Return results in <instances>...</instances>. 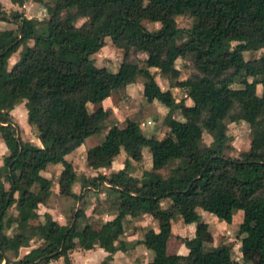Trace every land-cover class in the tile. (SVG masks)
<instances>
[{
  "label": "trees",
  "instance_id": "trees-1",
  "mask_svg": "<svg viewBox=\"0 0 264 264\" xmlns=\"http://www.w3.org/2000/svg\"><path fill=\"white\" fill-rule=\"evenodd\" d=\"M32 1L46 15L27 17L0 5V20L14 24L0 28V138L6 147L0 163V264H45L59 257L68 263L73 248L94 245L108 252L107 259L128 247L120 239L124 217L142 213L195 222L194 235L182 239L185 253H166L168 222L143 238L153 252L145 264H242L232 257L230 244L204 239L206 223L197 207L228 221L241 211L239 248L257 252L254 264H264V0ZM149 9L156 28L143 23ZM182 14L191 19L186 26L176 23ZM104 38L122 50L115 70L94 63ZM258 49V56L244 58L245 51ZM138 52L145 56L138 58ZM178 59L187 60L186 67L197 75L191 100L198 111L175 118L172 110L182 101L173 102L162 117L165 134L146 136L140 124L156 120L157 108L130 97L126 85L142 77L144 91H154L156 72L169 86L182 87ZM256 83L259 93L249 88ZM110 95L125 101L121 126L101 104ZM21 101L39 145L21 138L11 118L9 110ZM240 121L248 125L249 146L231 155L227 124ZM204 132L210 136L207 142ZM77 142L90 168L109 166L120 148L125 153L121 168L81 181L96 188L107 183L103 190L116 213L99 229L81 206L71 209L65 223L47 212L39 219L36 210L50 187L51 180L41 174L48 163L62 165L58 193L79 197L71 189L74 167L64 157ZM143 148L150 167L137 176L133 162L142 159ZM14 203L13 216L8 210ZM33 240L38 242L17 256L12 244Z\"/></svg>",
  "mask_w": 264,
  "mask_h": 264
},
{
  "label": "crops",
  "instance_id": "crops-1",
  "mask_svg": "<svg viewBox=\"0 0 264 264\" xmlns=\"http://www.w3.org/2000/svg\"><path fill=\"white\" fill-rule=\"evenodd\" d=\"M0 1H2V3L9 2L10 4H12L10 0H0ZM30 2L35 3L32 0ZM157 25H158L157 22L153 21V26H154L153 28H156ZM110 48L111 47H109L107 44H104L94 54L102 55L101 53L104 49L107 51L108 50L111 51ZM111 49L113 50V48ZM115 50L119 51V48L114 47V51ZM142 53L143 56L141 57V59L145 56V52ZM17 57H18L17 54L14 55L12 53L8 58L7 65L10 66L17 59ZM118 62L119 59L116 62V66L118 65ZM149 69L151 72L157 71L156 67H150ZM190 77L196 79L195 84L193 86L194 89L193 90L190 89L191 92L188 90L190 86H187L189 83L188 81H190V79L188 80V78ZM154 78L158 85V88L154 91H144L143 89L144 79L142 77H137V79L134 82L127 84L125 90L130 97H133L137 100H141L142 103L145 102L154 103L158 111L157 119L156 120L151 118L146 119L140 124V128L142 130L144 126H149V129L147 130L148 134L156 135L155 131L152 132L150 131L152 127L156 126L157 122L160 119L162 120L163 115L166 114L168 107L170 106V105L168 106L166 105L167 101L165 99L170 100L169 104L173 102H178L180 100L182 101L181 105L178 108H174L172 110V115L175 118L182 119V116L189 114L191 112L196 113L198 111L197 108H195V106L193 105V102L191 100V94L194 92L195 85L197 82V75L194 72H190L189 74L180 76V71H179V79H182L185 82L182 87L169 86L167 79L164 78L163 76H160L156 72L154 74ZM159 81L161 82V84ZM252 87L255 93L260 92V84L258 83L253 84ZM177 89L183 92L184 94L183 97H185L184 100L177 99L174 96ZM134 93L137 94V96H135ZM116 101L117 102L113 101V95H110L105 97L101 101V104L104 108H109L111 110L110 117L112 118V120L115 121L117 125L121 126L124 123L123 107L125 106L124 105L125 101L119 99H117ZM19 104L23 106L22 112L20 111L21 107ZM164 107H167V110ZM190 109L191 112H189ZM25 112L26 110L23 105V101L16 103L9 110L10 115L13 117L14 121L20 128L19 134L21 138L30 140L31 142L39 145L40 142L35 135L34 129L30 125H28L27 122L25 123L26 121ZM118 112H121V118L117 116ZM19 113L21 114L20 116H18ZM18 120L21 121V124L18 122ZM165 129L167 130V128ZM165 132H163V135L165 134ZM148 134L145 135L147 136ZM156 136L158 138L162 137L158 135ZM81 147L82 144L77 142L76 148L73 151L65 154L64 157L65 159L70 161L74 167L77 176L76 178L77 181H75V184L73 185L74 193L75 194L82 193L83 195L82 198L84 200L83 203L81 204L82 199L80 200L72 197L65 198V196L58 193L57 176L62 168V165L60 163H48L46 167L41 171V174H43L44 176L48 177L51 180L50 187L47 191H43L41 193L40 199L37 203L36 210L39 214V219L42 218L43 212H47L51 215L53 219L57 220L60 223H65L70 217L71 209L74 210L76 208L75 206L80 204V206L83 208L85 216L88 218V220L91 221L92 227L95 229H99L106 220L112 218L116 213L115 209L107 205L104 200L103 201L99 200L100 198L96 197V195H100L102 199V197L105 196L103 187L106 186L107 183L103 181L100 187L98 186V188H96V187H91V185H89L88 183L85 182L82 183L81 181H83V177L86 178L88 176H95L97 173H103L108 175L111 171H115L121 168L123 166L125 153L121 155L119 150L117 155H115V157L110 162L109 166L90 168L86 165L88 167L87 172L86 171L79 172V170H77L74 165L75 163L74 156L75 154L80 153V151H83L80 150ZM145 152L147 157V163H145V165L142 166V169H148L150 167V156L149 153L144 148L142 150V159L145 158L144 156ZM5 153H6V147L0 138V163L2 161V155ZM162 202L163 201H161V204ZM166 205L167 204L164 205L162 204V206H166ZM195 210L199 215L200 220L206 223V228L202 232V236L204 237V239L209 241L212 245L225 243L226 241L217 242L219 237L215 234V232H217V230L223 226V223L230 224L232 222V217L231 220L227 222L225 221V219L218 218L215 214L211 212H209L210 214H207L205 212L206 210H203L199 207H197ZM204 214L208 215L207 219L203 218ZM164 221L168 222L170 225V234L168 235L165 241L166 253L168 254L185 253L187 251V248L182 239L185 237L189 238L194 235V229H195L194 221H185L180 216L169 220H156L153 219L150 215L146 213H142L138 216L126 215L123 219L122 222L123 230L120 235V239L128 244L126 250L116 249L110 254V257L106 259L108 252L104 250L102 247H99L97 245H94L93 247L88 249L75 247L68 254L69 257L68 263H64L62 261V258L59 257L45 264H145L152 258L153 252L151 249L146 247L141 240L147 237L152 231H156L158 229V226L161 223H164ZM35 244L36 243H31V241H29L27 244L24 245L15 244L14 246H12V248L16 251L17 256H20L26 251H28V249L34 246ZM239 244L240 243L238 239L235 245L239 246ZM240 251H244V250L240 249Z\"/></svg>",
  "mask_w": 264,
  "mask_h": 264
},
{
  "label": "rangeland",
  "instance_id": "rangeland-1",
  "mask_svg": "<svg viewBox=\"0 0 264 264\" xmlns=\"http://www.w3.org/2000/svg\"><path fill=\"white\" fill-rule=\"evenodd\" d=\"M30 1L31 0H17L15 2H12V4H10L9 2L2 3V1H0V5H1L2 9L4 11H6V12H11V11L16 10V11L22 13L23 15H25L27 17L41 18L44 15H46L45 9H44V7L41 4H39V3L35 2V1H34L35 3L30 2ZM152 16H153L152 15V11H151V9H149L147 17L143 21L145 26L147 28H149V29H152L154 27L153 26V20L151 19ZM79 20H80V18L77 19L76 21L78 22ZM175 20H176L177 25L186 26V25H188L190 23L191 19H190V17L188 15L182 14V15H177L175 17ZM5 27H14V24H12L10 22H6L4 20H0V28H5ZM104 39H105L104 40L105 44H107L109 47L113 48V50L111 48H110L111 51H109V50L107 51V50L104 49L102 51V53H101L102 55L93 54L94 63L97 66H108L109 69L115 70L116 62H117L118 59H120L122 50L119 49V51H117V50L114 51V47L110 44L108 38H104ZM27 43H31V40L28 41ZM20 48L21 47L19 46L17 48V50L13 52V54L14 55L17 54V56H18ZM261 51H262V49L252 50V51L251 50L245 51L244 52V58L247 59V58H252V57L258 56ZM137 56H138V58L141 59V57L143 56V53L142 52H138ZM10 60H12V59H10ZM176 64L178 65V67L180 69V76L189 74L191 72V70L188 67H186L187 60L184 61L182 59H178L176 61ZM189 79H190V81H188L189 83H188L187 86H190L188 88V90L191 92V90L194 89L193 86L195 84L196 79H193V77L192 78L191 77L188 78V80ZM160 84H161V82H160ZM249 88H250V90H253L252 86L249 87ZM135 93H134V95L137 96V94H135ZM183 95H184L183 92L181 90H179V89H177L175 94H174V96L177 99L184 100L185 97H183ZM117 99L118 98H116V96L113 95V101L117 102L116 101ZM165 100L167 101L166 105L167 106L170 105L169 104L170 100H168V99H165ZM139 101H141V100H139ZM19 105L21 107L20 111L22 112L23 106L21 104H19ZM124 105H125V103H124ZM124 107H123V110H124ZM164 108L167 110V107H164ZM189 112H191V109L189 110ZM20 115L21 114L19 113L18 116H20ZM117 116L119 118H121V112H118ZM11 118L14 121L12 116H11ZM18 122L21 124L20 120H18ZM25 123H26V121H25ZM107 124H109V120L105 121V125H107ZM165 128H167V127L163 124L162 120L160 119L157 122L156 126L152 127L150 132L155 131L156 135L162 136L163 132H165V130H166ZM148 129H149V126H144L142 128V133L144 135L148 134V131H147ZM227 133L231 136L232 148L230 149V152H229L231 155H237L238 152L247 150V148L249 146L250 133H249L248 125L246 123L241 122V121L240 122H229L227 124ZM148 135H150V134H148ZM202 137H203V140L205 142H207L210 139V136L208 134H206L205 132L203 133ZM80 150H84V149L81 147ZM146 151L148 152V150H146ZM120 153H121V155L124 154L122 148H120ZM144 156H145V158L140 160L139 162H133L134 163V170L132 171V174L137 175V176L140 175L141 170H142V166L145 165V163H147L146 152L144 153ZM74 160H75L74 165H75L76 169L79 170V172H81V171L82 172L83 171L87 172L88 167L86 166V163H85L83 151H80V153L75 154ZM96 172H98V171H96ZM161 172L165 173L166 169H162ZM75 181H77V180L75 179L73 181L72 185H71V189H72L73 192H74L73 185L75 184ZM99 196L100 195H96L97 198H100L99 200H102V201L104 200L105 203L107 205H109V200H108V198L106 196L102 197V199H101V196L100 197ZM82 197H83V195L81 193L79 195V197L77 198V199H80V200L82 199L81 204L84 201ZM65 198H70V196H65ZM162 204L163 205L167 204V200H163ZM79 206H80V204L76 205L75 207L78 208ZM8 212L10 214H12L13 216L16 215V212H17L16 203H14L9 208ZM205 212L207 214H210L208 211H205ZM207 216L208 215L204 214L203 218L207 219L208 218ZM240 219H241V211L240 212L237 211L236 213H233L232 222L230 224L229 223H223V226L221 228H219L217 230V232H215V234L219 237L217 242L226 241L225 243L230 244V246H231V250L230 251H231L232 257L233 258H237L242 264H254L256 259H257L258 253L255 252V251H240L239 246L235 245V243H237V241H238V239L240 237V234L237 232V226H238V223H239ZM225 221L229 222L228 220H225ZM22 223H23V221L18 222V224H22ZM37 242H38L37 240L31 241V243H37ZM12 246H14V244H12Z\"/></svg>",
  "mask_w": 264,
  "mask_h": 264
}]
</instances>
